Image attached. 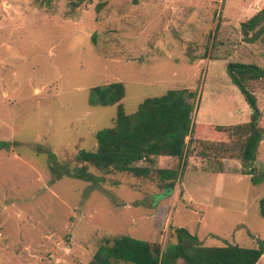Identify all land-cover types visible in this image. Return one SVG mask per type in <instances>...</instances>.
<instances>
[{
  "label": "rangeland",
  "instance_id": "374dc122",
  "mask_svg": "<svg viewBox=\"0 0 264 264\" xmlns=\"http://www.w3.org/2000/svg\"><path fill=\"white\" fill-rule=\"evenodd\" d=\"M262 9L264 0H0V264H91L105 239L164 249L177 228L205 247L264 245V79L244 82L263 131L252 183L243 137L227 130L251 109L226 70L264 69V31L250 41L260 26H241ZM113 82L124 84L126 115L147 98L194 89L193 122L226 127L188 144L169 191L155 170L170 166L161 158L138 164L152 170L147 178L68 174L112 126L116 106H90L88 95Z\"/></svg>",
  "mask_w": 264,
  "mask_h": 264
},
{
  "label": "trees",
  "instance_id": "16d2710c",
  "mask_svg": "<svg viewBox=\"0 0 264 264\" xmlns=\"http://www.w3.org/2000/svg\"><path fill=\"white\" fill-rule=\"evenodd\" d=\"M241 26L248 30L260 26L250 41L256 39L264 31V9ZM226 70L231 82L238 87L251 109L247 122L227 130L237 129L235 131L242 135L243 143L239 150L242 167L247 169L244 175L250 176L251 182L256 183L252 164L263 139V131L259 126L260 111L255 98L245 89L244 82L264 79V69L252 64L229 63ZM124 96V84L121 82L90 89V106L115 105L116 114L111 127L96 133V149L78 152L77 164L68 174L76 179L89 181V169H94L102 174L116 171L136 178H147L152 170L149 166L141 167L138 164L152 166L156 159L167 158L170 166L155 170L159 185L169 191L178 178V165H183L185 158L189 156L187 148L193 143V139L198 143L210 141L206 139L209 127L195 124L192 119L196 110V91L168 90L159 97L145 99L131 115H126L123 110L121 102ZM214 128L222 132L226 127ZM98 179L102 181L103 178ZM174 232L176 242L168 244L164 249L157 242L128 236L105 239L93 254L91 264H177L179 260L183 264H257L264 255V245L259 240L255 248L237 245L205 247L184 228H177Z\"/></svg>",
  "mask_w": 264,
  "mask_h": 264
},
{
  "label": "crops",
  "instance_id": "0c3cea01",
  "mask_svg": "<svg viewBox=\"0 0 264 264\" xmlns=\"http://www.w3.org/2000/svg\"><path fill=\"white\" fill-rule=\"evenodd\" d=\"M200 125H203V126H206V127H209L208 129L210 131L207 130V136H206V139L212 141L213 139H219L220 135H223L222 133H220L219 131H217L214 127H225V126H222V125H214V124H203V123H200ZM219 141V140H218ZM163 160H167V158H161ZM225 162V159L222 160V163Z\"/></svg>",
  "mask_w": 264,
  "mask_h": 264
}]
</instances>
